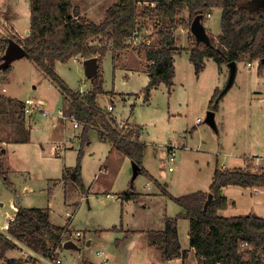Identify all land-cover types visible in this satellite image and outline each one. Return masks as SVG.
<instances>
[{"label":"rangeland","instance_id":"1","mask_svg":"<svg viewBox=\"0 0 264 264\" xmlns=\"http://www.w3.org/2000/svg\"><path fill=\"white\" fill-rule=\"evenodd\" d=\"M116 1L76 0L74 5L81 9V16L87 20L101 23L106 10ZM261 3L260 0H247L245 6L257 9L261 8ZM221 20L222 10L219 8L212 10L211 16L202 20L207 36L218 37ZM140 25L143 32L140 42L149 38L152 40L150 46L157 47L154 24L149 21L144 25L142 21ZM175 33L178 53L174 57V87L170 92L165 84H161L158 89L151 91L149 101H145L144 89L149 77L146 73L148 62L144 55L149 46L141 43L132 44L121 53L116 52L120 55L116 68L113 64L114 52L109 51L100 67L103 94L98 97V104L104 111L109 105H114L113 114L120 120L119 128L144 127L143 140L147 147L143 167L152 178L140 174L132 181V161L121 152H111L110 143L101 140L98 130L92 129L88 133L89 141L84 147L82 160L83 183L89 193L82 199L81 196L76 197L77 188L67 183L66 189L75 195L70 203L65 204V182L61 181L63 167L69 169L75 166L76 150L81 147L79 135L82 128H75L70 120L65 122L59 119L65 126L60 136L50 139L47 149L55 150L57 145L66 141V150L36 157L35 150L38 148L29 146V152L21 145L8 147L10 156L2 162L9 171L7 177L13 187H8L0 176V225L5 222L6 213L15 215L9 199L17 201L20 198L22 205L50 208L52 222L65 225L66 228L69 227L67 213L68 216L74 213L70 224L73 233H64L62 240H72L76 248L66 249L62 244L59 251L63 264H84L85 261L103 264L104 259L108 260V264H164L161 252L149 246L148 237L151 231L164 228V218L175 216L179 212V205L164 195L161 187L173 197L202 191L211 185L217 166L226 164L236 167L243 163L246 156L264 157V68L260 73L257 61L252 63L243 59L237 62L234 82L230 89L223 92L218 110L215 111L216 131L205 120L216 86L223 89L229 79V68L206 59L204 70L197 74L189 55L195 41L194 35L184 27H179ZM248 63L253 67H248ZM12 68L14 74L8 81H4L0 74L3 80L0 92L6 87L8 93H2L3 97L11 95L23 102L35 98L46 103V110L51 117L36 116L35 125L38 126L32 131L35 141H44L56 130L57 125L53 124L58 122L56 116L59 111H64L65 116L70 115L69 105L59 90L28 58L14 62ZM56 68V72L71 89L87 91L93 87L85 74L83 60L72 58L68 63L58 62ZM13 107L19 110L18 106ZM198 118L201 122H197ZM0 136H4V132H0ZM172 147L177 149V153L173 172H170L167 154ZM24 154H29L30 160L19 163L17 171H11L10 166L16 164L13 159ZM105 166H109V171H105ZM131 185L140 199L136 202L117 200L119 194L132 191ZM26 186L30 188L28 193L24 192ZM235 197L240 204L233 207L231 215L253 214L264 217V194L256 199L248 197L245 201L237 195ZM249 199L251 203L260 201L259 204L263 206L253 209ZM114 226L118 229L110 231ZM189 228V221H182L180 240L185 247L189 245ZM76 231H82V238L75 236ZM125 235H129L127 239ZM117 240H123L120 246H117ZM99 252L105 255L99 256ZM14 254L17 255V252Z\"/></svg>","mask_w":264,"mask_h":264},{"label":"trees","instance_id":"2","mask_svg":"<svg viewBox=\"0 0 264 264\" xmlns=\"http://www.w3.org/2000/svg\"><path fill=\"white\" fill-rule=\"evenodd\" d=\"M247 0H117L105 13L101 23L87 20L81 16V9L74 0H30L31 27L28 37L0 38V63L11 40L16 41L28 52L30 60L53 82L68 103V113L82 125L81 147L78 152L75 170L69 176L81 190L82 159L87 145L88 133L92 129L99 132L102 140L109 139L114 148L128 157L141 168V174H147L143 167L146 144L140 141L138 128H119L107 110L98 104L103 94V77L98 70L91 91L82 94L74 92L57 74L58 62L68 63L72 58H97L100 68L103 58L109 51L114 52V68L119 54L130 47L128 38L132 37L140 22L154 26L157 35V47H147L145 57L148 62L150 81L144 89L145 101H149L151 91L165 84L169 92L174 87V57L176 31L179 27L191 29L197 16L206 19L214 9L222 10L221 34L215 38L208 35V42H199L196 38L190 51V60L197 74L205 68V60L213 59L219 65L238 62L243 59L259 62V71L264 68V8L250 9L245 6ZM150 3V4H149ZM151 3L154 5L152 6ZM187 22V23H186ZM99 43H94V42ZM12 65L3 70L8 76ZM227 85V84H226ZM226 87V86H225ZM216 89L209 104L210 111H217L224 89ZM5 105L8 109L5 108ZM14 101L0 95V116L12 112ZM11 108V109H10ZM19 108V106H18ZM13 113H20L22 107ZM21 120V118L19 119ZM5 150H0V176L8 183V173L2 162ZM247 169L224 170L217 166L210 193L213 200L208 209L204 205L210 193L198 191L181 197H173L161 187L164 195L174 200L184 212L176 218H166L165 229L151 231L150 244L156 247L164 261L177 258L185 259L178 234V218L190 222V246L195 250L199 264H264V217L240 215L225 217L220 211L228 208V199L222 194L226 186L243 188H264V170ZM67 174L65 175V179ZM158 183V182H157ZM131 190L120 195L122 201H136L140 195ZM117 229V228H114ZM10 232L35 250L46 253L52 246H62L65 227H54L50 222L49 210L42 208H19ZM118 243L120 241H117ZM247 243V246L244 244ZM0 258L14 246L0 234ZM15 248V247H14ZM7 264H27L24 260H9Z\"/></svg>","mask_w":264,"mask_h":264},{"label":"crops","instance_id":"3","mask_svg":"<svg viewBox=\"0 0 264 264\" xmlns=\"http://www.w3.org/2000/svg\"><path fill=\"white\" fill-rule=\"evenodd\" d=\"M75 1L74 0V4H75ZM0 36L1 38H9V37H28L30 35V27H31V2L30 0H0ZM211 16V14H210ZM208 18V17H207ZM24 21V23H23ZM103 21V20H102ZM101 21V22H102ZM221 34V33H220ZM219 34V35H220ZM218 35V36H219ZM121 53V51H120ZM145 56V55H144ZM120 57V55H119ZM27 58V57H26ZM146 58V57H145ZM24 59V58H23ZM73 59H77V60H81L82 61V57H76V58H73ZM21 60V59H20ZM20 60H17V61H20ZM119 60V58H118ZM117 60V62H118ZM146 60V59H145ZM213 60V59H212ZM256 61V60H255ZM16 62V61H15ZM29 62L31 64H33L30 60ZM148 62V61H147ZM248 62H250V60H248ZM258 62V61H257ZM253 63V61H252ZM83 64H84V61H83ZM34 65V64H33ZM35 66V65H34ZM57 66V65H56ZM36 67V66H35ZM101 67V65H100ZM228 67V66H227ZM250 68L253 67L252 66H248ZM37 68V67H36ZM85 68V66H84ZM115 68H116V65H115ZM39 69V68H37ZM57 69V68H56ZM40 70V69H39ZM98 70L100 71V68H99V65H98ZM42 71V70H41ZM57 71V70H56ZM43 72V71H42ZM44 73V72H43ZM146 73L149 77V73H148V68L146 70ZM0 74L2 75V79L4 81H8L9 78H12L13 77V68H12V71L11 73L8 75V76H5L3 74V71H0ZM58 74V73H57ZM86 74V73H85ZM253 74V73H252ZM258 74V73H257ZM59 75V74H58ZM254 75V74H253ZM46 76V75H45ZM60 76V75H59ZM255 76V75H254ZM61 77V76H60ZM62 78V77H61ZM88 78V77H87ZM63 79V78H62ZM89 79V78H88ZM2 80V81H3ZM64 80V79H63ZM90 80V79H89ZM1 79H0V83L2 82ZM50 81V80H49ZM65 81V80H64ZM91 81V80H90ZM149 81H150V78H149ZM66 82V81H65ZM92 82V81H91ZM228 82V81H227ZM50 83L55 87L57 88V86L50 81ZM67 83V82H66ZM149 83V82H148ZM68 84V83H67ZM227 84V83H226ZM69 86V85H68ZM226 86V85H225ZM103 87V86H102ZM93 88V87H92ZM92 88L90 90H87V91H76L74 89H72L74 92H79V93H82V94H85L89 91L92 90ZM224 88V87H223ZM58 89V88H57ZM158 89V88H156ZM216 89H221L219 88V86H216L215 90ZM59 90V89H58ZM214 90V91H215ZM154 91V90H153ZM60 92V91H59ZM107 92V91H105ZM2 93H8V91L6 90V87L2 89V92H0V95L2 96L3 94ZM214 93V92H213ZM61 94V93H60ZM115 95H117V93L114 92ZM214 95V94H213ZM62 96V94H61ZM123 96V95H121ZM6 99H11L14 101V105L15 107L19 106V109L20 107L23 108V100L22 101H17L14 99L13 96L9 95L8 97H5ZM63 98V96H62ZM128 98V97H127ZM64 99V98H63ZM65 100V99H64ZM112 105V104H111ZM110 106V105H109ZM113 106V110L112 111H108L109 114L111 115L113 121H114V125L115 126H119V119H117V117L113 114L114 110H115V107L114 105ZM101 107V106H100ZM108 108V107H107ZM11 109V108H10ZM13 111L16 110V109H12ZM10 112L8 114H6L4 117L3 115L0 116V132H4V136H0V150H7V153H5V155H3L1 158H2V161L5 157L9 158L10 154V150L8 149L9 146H14V145H21V146H25L27 148V150L30 152V148L29 146H32L33 148H38L35 150L36 152V157L38 156H43L45 154H56L57 152L56 151H63V150H66L65 149H62V147L60 146L61 150H59V148H56L54 150V148H49L47 149V146H49V142H50V139L51 138H55L57 135H61L62 131H63V127L65 126L64 124H62L60 121H59V117L56 116V119L58 120V122L56 124H53V126L56 127V130H54V132L50 133V135L45 138V140H39V141H35V137L34 135L32 134V131H33V128L37 127L38 125H35L36 124V118L32 119L31 121H27V119L25 118L24 114H21V120H19L20 118L18 117L20 113L16 114V113H13ZM23 113V112H22ZM43 118H49L46 117V116H42V115H39ZM51 117V116H50ZM56 120V121H57ZM123 121V120H121ZM128 121V120H126ZM197 122H201L199 120V118L197 119ZM35 125V126H34ZM137 126H140V125H137ZM143 128L144 127H139V129L141 130V133H140V141L144 144H146V142L143 140ZM82 134V132H81ZM81 134L79 135L80 136V140H81ZM6 137V138H5ZM99 138H100V135H99ZM60 139V138H59ZM101 139V138H100ZM102 140V139H101ZM106 141H108L110 143V151H117L119 152L117 149L114 148L112 142L109 140V139H104ZM47 142V143H46ZM57 145V144H56ZM62 145V144H60ZM90 145V143L88 144ZM147 147V145H146ZM71 150H74L71 148ZM78 152H79V149L76 150V163H75V166L71 167V168H67V166L63 167L64 170H63V179L61 181H64L65 182V191H63V195H64V201H65V204H68L71 202V199H72V196L75 195L73 193L70 194V192L68 191V189H66V184H71L73 185L74 187H76V197H80L81 196V199L84 197V195H87L89 193V191H87V189L85 188L84 186V183H83V186H84V190H81L80 187H78L72 180L69 179V176L71 175V173L74 172L75 170V167H76V164H77V157H78ZM146 152V151H145ZM122 154V153H121ZM84 155H85V152H84ZM124 155V154H123ZM145 155V154H144ZM125 156V155H124ZM84 157V156H83ZM126 157V156H125ZM128 158V157H127ZM30 160V156L29 154L27 155H19L17 156L16 158L13 159V163H16L14 166H10V169L11 171L14 170V171H17L16 169L19 168L18 167V164L19 163H27L28 161ZM83 160V159H82ZM109 166H105V171H109L108 169ZM252 167V169L254 171H260V170H264V157H260V156H255V157H244L243 159V163H241L240 166H236V167H228L226 164H223L222 165V169L224 170H234V169H247V168H250ZM6 169V167H5ZM216 169V168H215ZM102 170V168H101ZM7 173L9 174V171L6 169ZM170 171V170H169ZM82 172H83V164H82ZM170 172H173V171H170ZM215 172V170H214ZM214 172H213V176H214ZM112 173V172H111ZM67 174V177L65 179V175ZM213 176H212V180H211V184H212V181H213ZM2 177V176H1ZM82 179H83V176H82ZM5 184L8 186V187H13V184H11V182L9 181V178H8V183H6V181H4ZM211 186V185H210ZM210 186L209 188H205L204 190H202L203 192L205 193H210ZM91 188V187H90ZM17 189H15V192H16ZM30 190V188L28 186L25 187V190L24 192L25 193H28ZM167 190V189H166ZM79 191L82 193L80 194ZM128 191H125L121 194H124ZM119 194V195H121ZM222 194L228 199V208L225 209V210H222L219 212V214L221 216H225V217H233L234 215H231L233 212H234V209L233 207L234 206H238V203L240 204V201L238 199H236V195L239 196L242 201H245L246 198L248 199L251 198V199H256L258 196H260L261 194H264V188H243V187H240V186H233V185H230V186H226L222 189ZM110 195V194H108ZM140 199V198H139ZM138 199V200H139ZM117 200H121L120 199V196L119 198H117ZM136 200V201H138ZM135 201V202H136ZM9 202H10V206L11 208L13 209V211L15 212V214L17 213L18 209L23 207V208H31V207H28V206H25L24 204L22 205V199L20 198H17V201L14 200V198H10L9 199ZM126 202H133V200H130V201H126ZM260 201L258 202H253L251 203L250 199H249V203H250V207H252L253 209H257V207H261L263 205L259 204ZM41 208V207H40ZM42 209H48L49 210V216H50V222L51 224L56 227V228H59V227H65V225H57L55 223L52 222L51 220V209L50 208H42ZM251 211H254V210H251ZM184 212V210L182 209V207L179 206V212H177L175 214V216H171L169 218H176L178 217L180 214H182ZM7 215H11L9 213H6L5 214V222L4 224L6 223L7 221ZM0 216H1V213H0ZM68 218V223H69V227L66 228L67 229V232L68 231H72L71 229V222L74 218V213L73 215L71 214V216L69 215L68 216V213H67V216ZM168 218V217H166ZM166 218H164V228L159 230V231H162L165 229V222H166ZM189 221L185 218H182V217H179L178 218V234H179V239H180V225L182 223V221ZM3 224V225H4ZM190 224V222H189ZM3 225H0V226H3ZM114 228H117L116 226H114L113 228L109 229L110 231L111 230H116ZM66 232V233H67ZM82 231H76L75 232V236H80V238H82ZM69 233V232H68ZM135 232L132 233L133 237L136 236V234H134ZM189 233H190V228H189V232H188V235H187V238L189 239V245L188 246H184L183 245V242H181L180 240V243H181V246L183 248V250L187 251V257L185 259L183 258H177V259H174V260H171V261H162V263L164 264H199L198 261H197V258H196V255H195V250L193 248H191L190 246V236H189ZM65 234H63L64 236ZM129 235H125V238L127 239ZM63 238V237H62ZM124 238V239H125ZM123 239V240H124ZM125 239V240H126ZM122 240V241H123ZM148 240H149V237H148ZM117 241H120L119 244L117 246H120L121 245V240H117ZM62 244L63 246L65 244H68L70 245L68 248L66 249H71V248H76L74 245H73V241L72 240H69V241H66V242H63L62 241ZM149 246L152 247V245L149 243ZM154 247V246H153ZM156 248V247H155ZM157 249V248H156ZM158 250V249H157ZM15 252H17V255L14 254ZM161 254V253H160ZM99 255V254H98ZM105 255V254H104ZM101 256V255H99ZM161 258H162V255H161ZM21 260L20 258V255H19V252L17 249H11L9 251H6L5 254H4V257L3 258H0V264H7V262L9 260ZM84 264H94V263H90L88 261H85Z\"/></svg>","mask_w":264,"mask_h":264},{"label":"built area","instance_id":"4","mask_svg":"<svg viewBox=\"0 0 264 264\" xmlns=\"http://www.w3.org/2000/svg\"><path fill=\"white\" fill-rule=\"evenodd\" d=\"M151 5L153 6L154 4L151 3ZM208 16H210V14ZM142 33L143 32L140 30V28H138L135 31L134 35L128 38L127 43L129 45L141 43L142 45L151 47L150 45L152 44V40H149V38L140 42V34ZM82 60L85 61L86 59L82 58ZM151 64H153V61L148 62V65H151ZM248 66H252V64L248 63ZM107 110L112 111L113 106L112 105L108 106ZM22 112L25 118L27 119V121H31L32 119L36 118V116L38 115H42L46 117L51 116V114L46 110V103L43 102L42 100L35 99V98H28L23 102ZM57 117H59L60 119H64L65 122L67 120H70L73 123L74 127L77 129H79L80 127L82 128V125L75 119L73 115L65 116L64 111L62 110L59 111ZM60 146L62 147V149H65L66 141H64L62 145H57L56 148L61 149ZM176 153H177L176 148L172 147L168 149V154H167L168 161L167 162L170 165L169 167L170 171H173L172 167L176 162ZM15 217H16V214L7 215L6 223L3 226H0V234L4 236L5 239H7L9 242L13 244L15 249L18 250L20 258L22 260H24L27 263H31V264H63V259L59 251L60 247L51 245L48 248V251L44 253L42 251L33 249L28 244H26L24 241L16 238L10 232L11 224L13 221H15ZM244 245L247 246V243ZM98 254L101 256H104L105 253L99 252ZM103 264H108V260L104 259Z\"/></svg>","mask_w":264,"mask_h":264},{"label":"water","instance_id":"5","mask_svg":"<svg viewBox=\"0 0 264 264\" xmlns=\"http://www.w3.org/2000/svg\"><path fill=\"white\" fill-rule=\"evenodd\" d=\"M261 3V8H264V0H260ZM202 18L200 16H197L194 21L191 24V33L194 35V37L199 41L203 43L208 42V36H207V31L206 28L202 22ZM28 56V52L26 49L18 44L16 41L11 40L3 57L2 61L0 63V71L5 70L8 68L10 65H12L15 61L26 58ZM237 62H231L228 64L229 68V79L227 82V85L224 89V92H226L230 87L232 86L235 76H236V70H237ZM84 66H85V73L86 76L89 79H94L95 76L98 73V62L97 58L93 57L90 59H86L84 61ZM205 123L212 127L214 130H218L216 121H215V112L214 111H209L205 120ZM133 163V177L132 181H134L140 174H141V168L138 164L135 162ZM213 200V194L210 193L207 202L204 205V211H206L211 204ZM70 245L65 244L64 247L68 248Z\"/></svg>","mask_w":264,"mask_h":264}]
</instances>
